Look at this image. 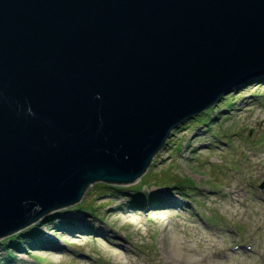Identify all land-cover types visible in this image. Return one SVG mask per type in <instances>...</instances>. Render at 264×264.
Masks as SVG:
<instances>
[{
  "label": "water",
  "instance_id": "water-1",
  "mask_svg": "<svg viewBox=\"0 0 264 264\" xmlns=\"http://www.w3.org/2000/svg\"><path fill=\"white\" fill-rule=\"evenodd\" d=\"M262 73L264 0H0V239L133 183Z\"/></svg>",
  "mask_w": 264,
  "mask_h": 264
},
{
  "label": "rangeland",
  "instance_id": "rangeland-1",
  "mask_svg": "<svg viewBox=\"0 0 264 264\" xmlns=\"http://www.w3.org/2000/svg\"><path fill=\"white\" fill-rule=\"evenodd\" d=\"M142 180L157 209L129 204ZM263 181L264 73L175 128L133 183L90 184L20 248L0 239V264H264Z\"/></svg>",
  "mask_w": 264,
  "mask_h": 264
},
{
  "label": "trees",
  "instance_id": "trees-1",
  "mask_svg": "<svg viewBox=\"0 0 264 264\" xmlns=\"http://www.w3.org/2000/svg\"><path fill=\"white\" fill-rule=\"evenodd\" d=\"M144 183L145 182H143V180H142L139 186L134 187V193H132L131 199L129 200V204L132 205L133 208H137L136 205L139 207H144L145 204H149V206H151L152 208L158 206L159 201H157L156 199H153L152 197H150V195H147V194L140 192V187L143 186ZM98 185L101 187L117 188V186H111V185H106V184H98ZM77 207L83 209L82 204H78ZM154 209H157V208H154ZM54 214H52V215H54ZM52 215H50V216L52 217ZM30 227L25 229L26 231L25 230L19 231V232H16V233L6 237L5 239L8 240L9 242L7 244L3 243V245L8 246L11 244L15 247L20 248L21 244H24L25 242L29 243L30 241L32 242V238L30 236L34 235V233H37L40 228L37 226H34V225L30 226ZM65 228H68V227H65Z\"/></svg>",
  "mask_w": 264,
  "mask_h": 264
},
{
  "label": "bare ground",
  "instance_id": "bare-ground-1",
  "mask_svg": "<svg viewBox=\"0 0 264 264\" xmlns=\"http://www.w3.org/2000/svg\"><path fill=\"white\" fill-rule=\"evenodd\" d=\"M232 192H233V193H236V190H233Z\"/></svg>",
  "mask_w": 264,
  "mask_h": 264
}]
</instances>
